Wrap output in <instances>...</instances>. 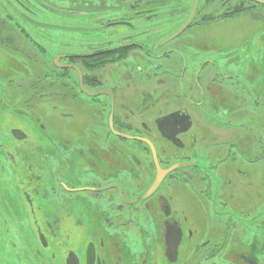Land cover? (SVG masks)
Masks as SVG:
<instances>
[{"label":"flooded vegetation","instance_id":"af4514ba","mask_svg":"<svg viewBox=\"0 0 264 264\" xmlns=\"http://www.w3.org/2000/svg\"><path fill=\"white\" fill-rule=\"evenodd\" d=\"M82 1L0 0V264H264V0Z\"/></svg>","mask_w":264,"mask_h":264},{"label":"rangeland","instance_id":"374dc122","mask_svg":"<svg viewBox=\"0 0 264 264\" xmlns=\"http://www.w3.org/2000/svg\"><path fill=\"white\" fill-rule=\"evenodd\" d=\"M15 215V214H14ZM53 214H51V213H49V214H47V215H45V216H48V217H51ZM40 219L43 217V216H38ZM18 218V220L19 221H17L16 223L18 224V225H20V230H21V232H22V235H24L25 236V234L28 232V230L23 226V224H25V226H27V228L29 229V224H27V216H21V218L18 216L17 217ZM7 220H8V218H6ZM10 219H12V220H14L13 218H10ZM9 219V220H10ZM22 219V220H21ZM9 220H8V226H10V229L12 228V225L13 224H11L10 222H11V220H10V222H9ZM11 231H12V229H11ZM30 233H31V235H32V232H31V230H30ZM32 238H33V236H32ZM32 238L30 237V240H32ZM4 251H5V247H4V240H2L1 239V241H0V259L3 257V253H4ZM21 255H22V253H21Z\"/></svg>","mask_w":264,"mask_h":264},{"label":"water","instance_id":"95a60500","mask_svg":"<svg viewBox=\"0 0 264 264\" xmlns=\"http://www.w3.org/2000/svg\"><path fill=\"white\" fill-rule=\"evenodd\" d=\"M53 1H57V3L59 4H68V3H71V4H74V5H82L83 4V1L82 0H53Z\"/></svg>","mask_w":264,"mask_h":264}]
</instances>
